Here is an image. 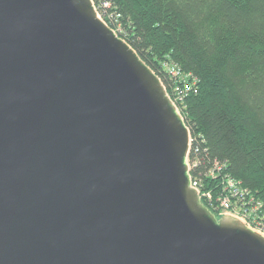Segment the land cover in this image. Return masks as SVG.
<instances>
[{
	"label": "water",
	"instance_id": "obj_1",
	"mask_svg": "<svg viewBox=\"0 0 264 264\" xmlns=\"http://www.w3.org/2000/svg\"><path fill=\"white\" fill-rule=\"evenodd\" d=\"M189 146L91 0H0V264H264L191 186Z\"/></svg>",
	"mask_w": 264,
	"mask_h": 264
},
{
	"label": "trees",
	"instance_id": "obj_2",
	"mask_svg": "<svg viewBox=\"0 0 264 264\" xmlns=\"http://www.w3.org/2000/svg\"><path fill=\"white\" fill-rule=\"evenodd\" d=\"M94 4L168 92L182 86L172 70L189 75L180 113L191 138L190 176L200 180L201 190L210 191L214 202L227 175L261 203L264 214V0ZM214 163L221 169L211 179Z\"/></svg>",
	"mask_w": 264,
	"mask_h": 264
},
{
	"label": "built area",
	"instance_id": "obj_3",
	"mask_svg": "<svg viewBox=\"0 0 264 264\" xmlns=\"http://www.w3.org/2000/svg\"><path fill=\"white\" fill-rule=\"evenodd\" d=\"M91 1L95 7L94 0ZM102 4L104 6L108 5L106 1H102ZM98 15L100 16L99 13ZM171 75L174 77L179 76L182 80L181 82L182 86L180 87L178 85H174L171 88L170 92L167 91L165 86L164 87L166 89L169 98L171 99L173 104L176 106L178 112L180 113L182 107V100L189 90L188 81L186 79V77L187 76L189 77V75H182L176 69L171 71ZM196 81H197L196 78L192 79V83H195ZM190 145H191V138H190ZM189 152H190V146H189L188 155ZM188 155H187V162H188ZM188 167L190 173L191 166L189 162H188ZM220 169H221V165L218 163H214L213 167L210 168V170L207 172L208 177H210L211 179L217 178L219 174L218 171H220ZM190 180H191V186L194 189H196L200 199L201 198L206 199L205 202L210 206H212L213 209L217 211L219 216L223 214H230L236 216L240 218V220H243L248 227H250L251 229L255 230L256 232L264 236V214L261 209V203L255 200L246 189L242 188L236 179L229 177L227 175L223 177L221 191L219 192V194H217V197L214 200L215 203L211 202L212 194L210 191L201 190L200 180L194 179L191 176H190ZM206 207L208 208V206Z\"/></svg>",
	"mask_w": 264,
	"mask_h": 264
}]
</instances>
